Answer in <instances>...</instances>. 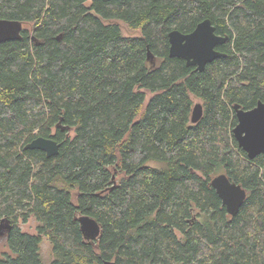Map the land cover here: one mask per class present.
<instances>
[{"label": "trees", "instance_id": "obj_1", "mask_svg": "<svg viewBox=\"0 0 264 264\" xmlns=\"http://www.w3.org/2000/svg\"><path fill=\"white\" fill-rule=\"evenodd\" d=\"M0 18L22 22L0 43V264H44L43 238L48 264H264V153L232 134L233 105L264 102V0H0ZM206 18L226 55L196 71L167 35ZM37 136L58 154L25 149ZM221 172L247 191L234 216L210 184Z\"/></svg>", "mask_w": 264, "mask_h": 264}, {"label": "water", "instance_id": "obj_2", "mask_svg": "<svg viewBox=\"0 0 264 264\" xmlns=\"http://www.w3.org/2000/svg\"><path fill=\"white\" fill-rule=\"evenodd\" d=\"M22 22L14 19L0 18V43L21 38ZM168 54L171 57L182 58L186 66H194L196 71H203L206 64L215 58L225 56L216 46L227 40V35H218L210 19L199 22L189 33H182L176 29L168 35ZM147 60L154 64L155 57L148 51ZM233 110L236 116V124L232 128V134L239 148L249 159L264 153V102L257 101L256 105L244 109L235 103ZM203 107L200 102L193 105L190 122L196 123L201 117ZM59 126V124L57 125ZM61 128H63L61 126ZM60 143L50 137L37 136L25 144V149H38L45 153L46 157L58 154ZM210 184L215 189L230 216L238 213L246 199L247 191L238 183L231 181L226 173L221 172L211 178ZM79 227L84 237L93 240L98 237L100 227L96 220L88 215L77 217ZM4 225L0 223V230ZM101 264H116L114 260H104Z\"/></svg>", "mask_w": 264, "mask_h": 264}, {"label": "rangeland", "instance_id": "obj_3", "mask_svg": "<svg viewBox=\"0 0 264 264\" xmlns=\"http://www.w3.org/2000/svg\"><path fill=\"white\" fill-rule=\"evenodd\" d=\"M120 27H121V31L122 34L125 36H133V35H138L139 31L137 30H132L131 28H129L125 23L123 22H119ZM151 92H145L146 95V99L144 100V106L147 103L148 98L151 96ZM200 102V100L198 98H193V103H197ZM72 131H70V135H72ZM147 165L150 166H162L163 164L154 160H150L146 163ZM37 221L34 217H30L27 221L23 222L21 219L18 220V225L20 227V229L24 232H28V233H35L36 231V227H37ZM9 249L7 248L6 242H5V236H4V232L2 231L1 235H0V256L4 253H8ZM40 254H41V258L43 260L44 264H48L51 259L53 258L52 256V252H51V245L49 243V241L46 238H43L41 245H40Z\"/></svg>", "mask_w": 264, "mask_h": 264}, {"label": "flooded vegetation", "instance_id": "obj_4", "mask_svg": "<svg viewBox=\"0 0 264 264\" xmlns=\"http://www.w3.org/2000/svg\"><path fill=\"white\" fill-rule=\"evenodd\" d=\"M0 231H1V233H2V231H4V228H2Z\"/></svg>", "mask_w": 264, "mask_h": 264}]
</instances>
